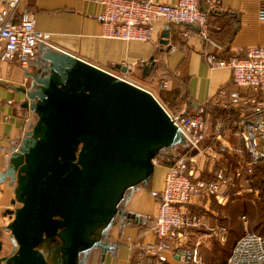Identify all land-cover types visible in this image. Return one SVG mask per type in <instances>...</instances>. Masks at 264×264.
Returning a JSON list of instances; mask_svg holds the SVG:
<instances>
[{
    "label": "water",
    "instance_id": "95a60500",
    "mask_svg": "<svg viewBox=\"0 0 264 264\" xmlns=\"http://www.w3.org/2000/svg\"><path fill=\"white\" fill-rule=\"evenodd\" d=\"M40 62L46 71L21 88L36 121L0 174L21 204L8 210L14 243L0 241V264H79L85 251L105 254L112 246L103 230L117 216L140 220L123 209L127 194L148 185L157 156L187 146L149 90L61 49L41 46ZM154 66L151 58L144 73Z\"/></svg>",
    "mask_w": 264,
    "mask_h": 264
},
{
    "label": "crops",
    "instance_id": "0c3cea01",
    "mask_svg": "<svg viewBox=\"0 0 264 264\" xmlns=\"http://www.w3.org/2000/svg\"><path fill=\"white\" fill-rule=\"evenodd\" d=\"M153 1L168 5L178 2ZM202 6L206 7V0H202ZM262 7L264 0H221L219 8L211 13L207 38H204L196 27L159 20L156 23L158 42L124 41L104 36V27L99 19L103 6L96 0H26L21 4L20 10L26 9L35 14L37 29L50 32L52 42L57 48L142 86L148 83L153 86L151 89L155 96L166 103L165 106L169 110L204 112L209 117L212 115L210 122L213 125L220 116L227 113L224 109L214 106L213 101L217 93L222 88L233 90L236 87L232 83V70L229 67H211L204 56L215 54L217 59L228 61L233 57L245 55L250 47L264 45V21L259 17ZM165 33H170L167 44L162 41ZM171 46L174 49H171ZM2 48L3 42L0 40V53ZM151 58H154V68L159 69V73L154 69L153 77H148L144 68ZM40 64V53L29 70L17 61H0V174L9 164L13 146H18L33 123L34 114L23 107L26 94L21 88L34 86L31 74L41 72ZM118 64L127 66L128 70L118 69ZM155 78L165 80L168 87H160ZM194 104L198 107H194ZM235 118L233 114V119ZM213 138L214 131L211 130L203 141V146L210 144ZM222 141L235 145L240 142L239 138L230 132H226L221 141H216L217 148ZM187 150L189 155L195 154L188 148ZM223 155L219 166L238 164L239 158L235 155L228 152ZM196 161V177L209 179L219 167H214L208 158H197ZM166 170L163 164L155 165L153 178L147 187L132 189L123 202V209L130 213L151 216L149 221H153L158 201L152 191L163 189ZM238 185L245 188L250 184L242 179ZM14 198V185L9 181L0 180V241L8 248H12L14 243L8 229L14 215L8 213V210L21 205L13 204ZM241 198L238 200L243 201L245 195ZM234 203L236 202L225 205L215 198H205L200 200L194 209L206 213L212 225L225 226L224 218L231 220L229 208H232ZM149 221L116 217L114 222L103 230L102 237L103 242L112 247L105 254L100 248L85 251L79 259V264H132L138 251V247L132 245V242L156 241L153 225ZM204 232L205 230L201 229L194 233L193 237ZM178 263L173 261L170 264ZM51 264H54L53 261Z\"/></svg>",
    "mask_w": 264,
    "mask_h": 264
},
{
    "label": "built area",
    "instance_id": "2783aa9c",
    "mask_svg": "<svg viewBox=\"0 0 264 264\" xmlns=\"http://www.w3.org/2000/svg\"><path fill=\"white\" fill-rule=\"evenodd\" d=\"M25 1L0 0V40L3 42L0 61H17L29 70L41 46L57 47L52 42L50 32L37 29L35 14L26 9L20 10ZM96 1L103 6L99 19L104 27V36L139 42L159 41L156 31L159 20L196 27L207 38L211 13L219 8L221 2L206 0V7H203L202 0H178L174 5L153 0ZM259 17L264 21V7L260 9ZM171 49L174 48L171 46ZM204 59L214 68L229 67L236 88H222L217 93L213 104L227 113L213 125L210 117L201 111L171 112L161 103L185 137L186 147L195 154L184 155L175 148L163 156L167 169L164 187L152 191L158 201L152 227L156 241L132 242L138 247L132 264H170L173 261L207 264L201 254L202 244L210 237L226 243L229 229L223 225H212L206 213L196 211L194 206L205 198H215L220 204L227 205L249 192L260 199L259 191L251 185V178L256 168L264 165V45L250 47L245 55L228 61L217 59L215 54H206ZM155 72L159 73V69L155 68ZM155 82L162 88L168 87L165 80L155 78ZM133 83L153 93L151 89ZM211 130L214 131L213 141L203 146ZM226 132L237 136L240 142L235 145L222 141L217 148L216 141H221ZM226 152L239 158L236 166H219ZM197 158H208L214 167L219 166L211 178L196 177ZM242 179L250 185L240 187L238 184ZM136 216L144 222L151 218L140 213ZM201 229L205 232L193 237ZM227 264H264V234L246 232L241 236Z\"/></svg>",
    "mask_w": 264,
    "mask_h": 264
},
{
    "label": "rangeland",
    "instance_id": "374dc122",
    "mask_svg": "<svg viewBox=\"0 0 264 264\" xmlns=\"http://www.w3.org/2000/svg\"><path fill=\"white\" fill-rule=\"evenodd\" d=\"M143 86L146 88H149V89L153 88V86L148 85V83L143 84ZM161 103H163L164 106L166 105V103H164L163 101ZM166 108L168 109V107H166ZM169 111L175 112L174 109H171ZM204 114H206V113H204ZM213 114H214V112H213ZM210 117L212 118V115ZM34 121H36V116L34 117L33 122ZM180 146L181 145H178L176 147V149L180 148ZM171 150H173V149H171ZM171 150H169V151H171ZM169 151H167V153ZM160 164H163V165L165 164L164 158L162 156H159L156 158V164L155 165H160ZM137 186L140 188L141 187H144V188L147 187V185H145L143 183H140ZM253 188H255L259 191L260 199H256L255 194L249 192V193H244L245 200L249 203V205H251V208H250L251 210H255V212H258L259 210H261V208H264V189H262L261 185L253 186ZM240 202H242V201L241 200L236 201V203H234L233 206L240 205L241 204ZM237 207L242 210V208H240L239 206H237ZM229 209H231V208H229ZM263 211H264V209H263ZM243 216H246V219H243ZM249 218H250V213L247 211L246 212L244 211V213L241 212L240 216H238V219L243 222L242 223V229L243 230H242L240 235H242L243 233H246V232H252L250 230H253V228L251 227V223L249 221ZM124 220H126V218ZM255 231L262 233L261 230H255ZM263 233H264V230H263ZM231 246H232V243L230 242V240H228L226 243L223 244L218 239H216L215 237H210V238H208V241H205L202 244L201 254H202V257L206 261L207 264H220L221 263L220 261L224 260V258H226L228 255V253L226 254L223 252V248L224 249L227 248V250L229 252L231 249ZM178 264H181V263H178Z\"/></svg>",
    "mask_w": 264,
    "mask_h": 264
},
{
    "label": "trees",
    "instance_id": "16d2710c",
    "mask_svg": "<svg viewBox=\"0 0 264 264\" xmlns=\"http://www.w3.org/2000/svg\"><path fill=\"white\" fill-rule=\"evenodd\" d=\"M240 56H243V55H240ZM154 69H151L149 72H148V77H153L154 75ZM46 71V66H43L42 67V72ZM180 150V153L181 154H184V155H187L188 154V150H187V147L185 145H181L180 148H178ZM167 154V152L165 153ZM164 155H159V156H165ZM157 156V157H159ZM251 183L253 186H258V185H261L262 189H264V165H260L256 168L255 170V173L254 175L252 176V180H251ZM242 199V198H241ZM241 204L240 205H236V206H233L231 209H230V213H231V220H227V218H224V221H223V224L225 226H227L230 230V242L232 243V246H231V249L230 251L228 252L227 248L224 249L223 248V252L224 253H228L227 257L224 258V260L220 261L221 263L220 264H227V261H228V258L230 256V253L236 243V241L241 237L243 236L245 233H243L242 235L241 232H242V221L238 219V216H240V213L244 211L246 212H249L250 213V218H249V221L251 223V227L253 228V230H250L252 232H256V233H259V234H264L263 233V230H264V211L263 209L264 208H261V210H259L258 212H255V210H251V205H249V203L244 199L242 202H240ZM237 206H239L241 209H239ZM118 217V216H117ZM150 222V221H149ZM152 225H154V219L153 221L150 222ZM262 228V229H261ZM255 230H261V232H258V231H255Z\"/></svg>",
    "mask_w": 264,
    "mask_h": 264
}]
</instances>
